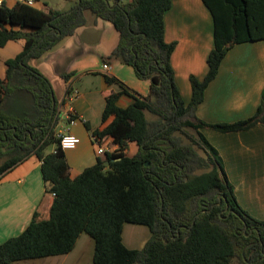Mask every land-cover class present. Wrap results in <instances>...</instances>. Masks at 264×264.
Wrapping results in <instances>:
<instances>
[{
  "label": "trees",
  "instance_id": "16d2710c",
  "mask_svg": "<svg viewBox=\"0 0 264 264\" xmlns=\"http://www.w3.org/2000/svg\"><path fill=\"white\" fill-rule=\"evenodd\" d=\"M202 1L214 18L215 47L204 80L190 79L189 104L172 67L176 45L165 41L172 0H78L67 13L22 2L0 6V47H23L0 77V177L36 156L46 193L54 195L49 218L36 212L23 233L0 245V264L69 254L82 234L94 241V264H264V221L239 205L220 154L202 134L264 124V93L249 119L210 124L197 116L232 48L264 40V0ZM88 14L112 23L120 34L105 61L131 66L139 79L151 82V90L144 98L106 76L121 91L106 96V126L92 135L99 146L111 137L118 149L73 177L58 138L53 86L30 62L85 26ZM124 94L134 99L127 108L118 105ZM130 143L138 146L133 157L126 155ZM126 224L149 229L143 248L126 246Z\"/></svg>",
  "mask_w": 264,
  "mask_h": 264
},
{
  "label": "crops",
  "instance_id": "0c3cea01",
  "mask_svg": "<svg viewBox=\"0 0 264 264\" xmlns=\"http://www.w3.org/2000/svg\"><path fill=\"white\" fill-rule=\"evenodd\" d=\"M1 1L10 8L19 2ZM39 1L35 0L32 6L47 12L62 13L70 12L78 2L72 0L61 11L51 10L47 2H43L47 0H42L44 4L38 6ZM214 34L213 15L202 0H172V7L165 14V41L176 45L171 62L176 84L186 104L192 99L191 77L203 81L208 73V57L215 47ZM119 41L120 34L112 23L88 14L85 26L77 29L74 35L62 39L42 57L30 62L53 86L60 117L58 135L70 132L81 140L75 150L66 151L73 177L95 165L98 158L104 157L98 153L99 145L94 141L92 132L106 126L103 123L106 96L121 91L116 84L108 85L106 76L115 77L144 98L150 95L151 82L139 79L131 66L115 60L105 61ZM22 51V45L17 42L0 47V77L6 75V62ZM104 65H108L109 69L104 70ZM263 93L264 40L238 44L228 53L218 76L208 86L197 116L210 124L249 119L261 106ZM133 103L134 99L125 94L118 101L122 108ZM69 117L75 120L73 125ZM202 134L220 154L226 175L235 187L239 205L253 217L264 221V124L245 132L222 133L204 129ZM102 142L105 150L118 149L109 136ZM137 152L138 146L130 143L126 155L133 157ZM53 201L54 196L46 193L42 161L36 156L2 175L0 245L23 233L36 212H49ZM94 247L93 239L82 234L69 254L14 264H82L84 256L89 255L90 261L93 260Z\"/></svg>",
  "mask_w": 264,
  "mask_h": 264
},
{
  "label": "rangeland",
  "instance_id": "374dc122",
  "mask_svg": "<svg viewBox=\"0 0 264 264\" xmlns=\"http://www.w3.org/2000/svg\"><path fill=\"white\" fill-rule=\"evenodd\" d=\"M43 2H47L48 6L51 10L56 9V10L62 11V10L66 9L68 4L72 3V0H47V1H43ZM74 2L76 3V0ZM37 3H38V6H42L44 4V3H42V0L37 2ZM147 117L149 120L155 119V117L150 113H147ZM53 148H54V145H52L50 147V150ZM1 164H2V161H0V165ZM41 215H42L41 217L43 219L49 218V212L48 211H42ZM149 238H150V231L148 228H146L144 226L126 224L124 227L123 240H124L125 244L131 248H136V249L141 248L149 240ZM84 249H86V248H83V250ZM25 263L31 264L33 262H24L22 264H25ZM82 264H94V263H93V260L90 261L89 255H88V257H86V256L83 257Z\"/></svg>",
  "mask_w": 264,
  "mask_h": 264
},
{
  "label": "built area",
  "instance_id": "2783aa9c",
  "mask_svg": "<svg viewBox=\"0 0 264 264\" xmlns=\"http://www.w3.org/2000/svg\"><path fill=\"white\" fill-rule=\"evenodd\" d=\"M19 2L32 6L35 3V0H19ZM1 5H2V1L0 0V6ZM108 69L109 66L104 65V70H108ZM69 119H70V124L73 125L75 123V120L72 119L71 117H69ZM58 138L60 139V146L64 151L75 150L81 143V140L77 136L71 134L70 132L61 133L58 135ZM94 141L96 142V144H98L95 138ZM98 147H99L98 149L99 155H104L107 152L115 151V150H105L102 148V146H98Z\"/></svg>",
  "mask_w": 264,
  "mask_h": 264
},
{
  "label": "water",
  "instance_id": "95a60500",
  "mask_svg": "<svg viewBox=\"0 0 264 264\" xmlns=\"http://www.w3.org/2000/svg\"><path fill=\"white\" fill-rule=\"evenodd\" d=\"M106 165H109V162H106L105 163ZM147 165H149V164H147ZM220 199H222V197H220ZM221 202V201H220ZM232 213V211L230 212V214Z\"/></svg>",
  "mask_w": 264,
  "mask_h": 264
}]
</instances>
